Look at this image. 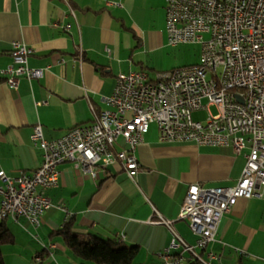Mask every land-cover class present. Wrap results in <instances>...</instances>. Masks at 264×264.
I'll use <instances>...</instances> for the list:
<instances>
[{"label": "crops", "instance_id": "obj_1", "mask_svg": "<svg viewBox=\"0 0 264 264\" xmlns=\"http://www.w3.org/2000/svg\"><path fill=\"white\" fill-rule=\"evenodd\" d=\"M166 18L167 0H0V171L17 177L41 166L43 153L31 141L36 125H42L47 140L59 139L108 109L106 98L120 75L145 71L151 77L149 70H156L150 64L158 67L153 54L172 47ZM14 42L31 47L29 66L44 70L32 81L21 77L17 89L3 73L13 62ZM153 125L136 151L141 169L133 178L120 163L98 168L96 179L72 162L61 164L59 184L49 196L54 204L62 200L70 217L51 208L39 229L24 221L25 226L10 224L28 243L30 233L37 235L23 247L11 231L14 247L9 254L3 248L5 264H36L37 255L44 264H82L55 234L69 222L74 232L113 241L118 248L138 246L137 264H164L160 254L167 250L182 254V247H172L174 233L195 247L198 236L178 218L189 186L234 185L248 150L235 155L230 148L161 143ZM50 245L55 248L48 252ZM210 251L220 258L212 264H264L263 187L224 215L205 251L196 249L205 260Z\"/></svg>", "mask_w": 264, "mask_h": 264}, {"label": "built area", "instance_id": "obj_2", "mask_svg": "<svg viewBox=\"0 0 264 264\" xmlns=\"http://www.w3.org/2000/svg\"><path fill=\"white\" fill-rule=\"evenodd\" d=\"M166 27L171 45H201L200 62L158 73L156 79L145 71L120 75L106 98L108 109L96 114L92 123L76 126L59 139L47 140L42 125H36L31 141L43 153L42 164L32 174L17 177L0 171L1 222L25 226L24 221L39 229L51 208L70 217L63 201L54 204L49 196L59 184L63 163H74L94 179L98 168L120 163L133 178L141 169L136 151L153 124L161 143L230 148L235 155L248 150L234 185L189 186L178 218L188 221L198 236L196 246L174 233L172 247H182L183 252L176 256L169 250L161 253L164 264L203 259L196 249L205 251L215 241L224 215L240 199L254 197L257 187L264 188V0H167ZM205 34L210 35L209 40L204 39ZM33 52L24 43H13V62L3 71L11 88H18L21 77L29 81L43 77L44 70L29 66ZM204 109L209 113L205 122L195 121L192 114ZM162 221L171 228V223ZM218 260L210 251L205 264ZM34 261L44 264L40 255Z\"/></svg>", "mask_w": 264, "mask_h": 264}, {"label": "trees", "instance_id": "obj_3", "mask_svg": "<svg viewBox=\"0 0 264 264\" xmlns=\"http://www.w3.org/2000/svg\"><path fill=\"white\" fill-rule=\"evenodd\" d=\"M55 234L62 237L71 255L82 264H134L139 254L138 246L118 248L113 241L76 233L71 222ZM14 240L9 224L0 222V264H5L3 248L12 245Z\"/></svg>", "mask_w": 264, "mask_h": 264}, {"label": "rangeland", "instance_id": "obj_4", "mask_svg": "<svg viewBox=\"0 0 264 264\" xmlns=\"http://www.w3.org/2000/svg\"><path fill=\"white\" fill-rule=\"evenodd\" d=\"M204 39L209 40L210 35L205 34ZM171 46L172 47H170L164 51L153 54L155 60L158 61V67L150 64L152 66L150 68L152 70H156V72H154V73H152L153 71L149 70L151 72L150 73L151 79H156V76L158 73L169 72V71H172V70L177 69V68L192 66V65L198 64L200 62V57H201V45L200 44L188 43V44H180V46H178V47L173 46V45H171ZM153 64H155V63H153ZM204 105H207L206 101L204 102ZM210 110L213 114L217 113V110L215 107H211ZM208 115H209V113H208L207 109H204V110L194 112L192 114V117L195 121L205 122ZM153 128L158 129L155 124L153 125ZM10 230L13 233H15L13 231L14 228L10 227ZM30 234H32V236H31L32 238L30 236H27L28 237L27 240L29 241V243L33 244L35 239H36L35 236L37 235V233H36V231H33V233H30ZM15 235H16L17 242L19 244H22L23 247L29 246V243L26 241V239H23L21 237V235L18 236L16 233H15ZM59 242L61 245L64 246V243L61 240V238H59ZM12 247H14V246L13 245H7V246H5L4 251L5 252L7 250L10 251V249H12ZM8 251L6 252V254H9ZM138 259L139 258H137L134 261V264L138 263V261H139Z\"/></svg>", "mask_w": 264, "mask_h": 264}, {"label": "bare ground", "instance_id": "obj_5", "mask_svg": "<svg viewBox=\"0 0 264 264\" xmlns=\"http://www.w3.org/2000/svg\"><path fill=\"white\" fill-rule=\"evenodd\" d=\"M0 222H1V220H0ZM51 248H52V246H48V247H45V250L49 252ZM40 256H42V255H40ZM195 260L199 263L205 264V260H203V259H195Z\"/></svg>", "mask_w": 264, "mask_h": 264}, {"label": "water", "instance_id": "obj_6", "mask_svg": "<svg viewBox=\"0 0 264 264\" xmlns=\"http://www.w3.org/2000/svg\"><path fill=\"white\" fill-rule=\"evenodd\" d=\"M239 98V97H238ZM240 99V98H239Z\"/></svg>", "mask_w": 264, "mask_h": 264}]
</instances>
